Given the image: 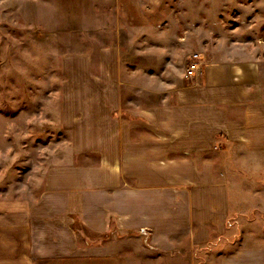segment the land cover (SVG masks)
<instances>
[{"label":"crops","instance_id":"0c3cea01","mask_svg":"<svg viewBox=\"0 0 264 264\" xmlns=\"http://www.w3.org/2000/svg\"><path fill=\"white\" fill-rule=\"evenodd\" d=\"M197 61L165 102L125 109L106 64L81 66L67 150L34 201L0 196V264H134L229 230V178L214 159L233 148L236 166L260 165L264 84L255 61ZM217 264H264V244Z\"/></svg>","mask_w":264,"mask_h":264},{"label":"rangeland","instance_id":"374dc122","mask_svg":"<svg viewBox=\"0 0 264 264\" xmlns=\"http://www.w3.org/2000/svg\"><path fill=\"white\" fill-rule=\"evenodd\" d=\"M194 53L255 61L264 84V0H0V196L37 198L70 144L66 104L82 65L108 66L125 109L165 102ZM235 155L214 159L229 178V230L134 264H217L239 244H264V157L243 168Z\"/></svg>","mask_w":264,"mask_h":264},{"label":"built area","instance_id":"2783aa9c","mask_svg":"<svg viewBox=\"0 0 264 264\" xmlns=\"http://www.w3.org/2000/svg\"><path fill=\"white\" fill-rule=\"evenodd\" d=\"M191 56H192L193 59L188 64V66L185 68L186 69V71H185V76L186 77H190L193 74V70L198 64V61L195 59V58H197V55L194 53Z\"/></svg>","mask_w":264,"mask_h":264}]
</instances>
